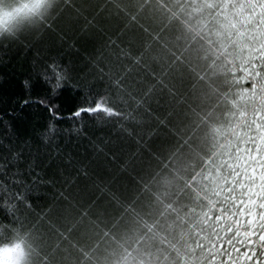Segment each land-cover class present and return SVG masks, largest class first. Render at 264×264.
Here are the masks:
<instances>
[{"label":"trees","instance_id":"trees-1","mask_svg":"<svg viewBox=\"0 0 264 264\" xmlns=\"http://www.w3.org/2000/svg\"><path fill=\"white\" fill-rule=\"evenodd\" d=\"M74 3L81 11L64 12L55 21L56 30L44 32L30 48L0 37V140L39 148L36 171L41 180L29 193L33 210H24L26 225L38 224L43 236L37 255L49 257V264H208L210 237L205 238L200 215L208 208L212 181L196 173L214 146L212 128H221L218 140H223L230 132L227 125L234 123L224 110L225 84L228 72L241 75L240 57L213 60L209 54L204 59L206 46L196 34L175 20L168 24L169 13L155 2L139 11L131 7L135 0H124L130 7L120 13L101 10L110 0ZM141 52L156 72L173 53L191 62V72L181 66L183 83L165 77L174 90L187 89L188 77H204L197 81L196 94L203 112L213 111V124L192 147L178 149L176 137L160 123L171 97L136 64L134 57ZM90 58L99 60L113 78L125 77L127 103L117 105L122 115L67 118L74 108V88L102 92L108 86L107 77L104 82L91 75L80 78ZM54 59L72 75L59 97H52L65 117L60 120L38 104H23L44 94L40 73ZM25 80L34 87L25 88ZM149 85L155 87L145 110L133 97L138 99ZM52 126L56 132L46 139ZM39 213L45 214L43 220Z\"/></svg>","mask_w":264,"mask_h":264},{"label":"snow or ice","instance_id":"snow-or-ice-1","mask_svg":"<svg viewBox=\"0 0 264 264\" xmlns=\"http://www.w3.org/2000/svg\"><path fill=\"white\" fill-rule=\"evenodd\" d=\"M154 2L169 13L168 24L175 20L196 34L206 46L204 59L209 54L213 60L240 57L241 75L230 76L228 72L225 84L224 110L234 123L227 125L230 132L223 140H218L221 128H212L214 146L204 155L196 173L206 182L212 181V196L207 201L208 208L201 212L200 221L207 229L205 238L210 237L208 264H264V0H135L131 7L143 11ZM129 7L124 0H110V5L102 6L101 10L120 13ZM69 9L81 11L74 0H10L7 6L0 0V37L10 45L30 48L44 32H54L55 21ZM134 59L167 88L171 97L169 111L160 123L176 137L177 148L183 150L192 147L194 139H204L213 124V111L203 112L196 94L197 81L204 77H188V88L184 91L165 84V77H178L183 83L185 73L181 66L191 72V62L183 54L173 53L166 67L156 72L144 52ZM40 75L44 94L34 101L24 100L23 104H38L54 120L64 119L60 105L53 103L52 97L58 98L65 83L72 79L71 70L54 59ZM89 75L101 82L107 77L108 86L102 92L90 87L74 88L70 101L74 108L67 118L85 114L122 115L117 105L127 103L125 77L113 78L111 71L105 72L94 58L79 73L81 79ZM24 86L34 87L31 80H25ZM154 87L149 85L138 99L133 97L137 107L150 108L147 101ZM111 89L116 90L115 96L110 94ZM242 100L246 102L241 104ZM216 111L223 114L219 105ZM237 129L241 130L239 134ZM55 132L54 126L49 127L44 136L50 138ZM38 153V146L33 151L32 143L14 146L0 140V237L6 241L13 233L18 238L23 232L28 242L27 253L23 244L0 243V264H49V257L37 255L43 241L38 224L26 225L24 213L25 209L33 210L29 193L32 185L41 180L36 171ZM44 216L39 213L41 220Z\"/></svg>","mask_w":264,"mask_h":264},{"label":"clouds","instance_id":"clouds-1","mask_svg":"<svg viewBox=\"0 0 264 264\" xmlns=\"http://www.w3.org/2000/svg\"><path fill=\"white\" fill-rule=\"evenodd\" d=\"M5 2V5L7 6V4L10 2V0H4ZM6 34V33H5ZM20 243V244H23L25 246V252L27 253V240L25 239V236H24V233L23 232H20L19 233V237L17 238L16 237V234L13 233V235L9 236L7 238V240L5 241L2 237H0V243Z\"/></svg>","mask_w":264,"mask_h":264},{"label":"rangeland","instance_id":"rangeland-1","mask_svg":"<svg viewBox=\"0 0 264 264\" xmlns=\"http://www.w3.org/2000/svg\"><path fill=\"white\" fill-rule=\"evenodd\" d=\"M16 2H19V0H16Z\"/></svg>","mask_w":264,"mask_h":264}]
</instances>
